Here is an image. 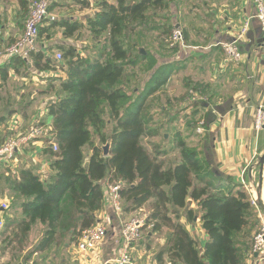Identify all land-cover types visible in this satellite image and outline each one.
I'll list each match as a JSON object with an SVG mask.
<instances>
[{"label":"trees","instance_id":"16d2710c","mask_svg":"<svg viewBox=\"0 0 264 264\" xmlns=\"http://www.w3.org/2000/svg\"><path fill=\"white\" fill-rule=\"evenodd\" d=\"M73 1L81 11L92 7L91 0ZM96 1L97 9L85 20L48 18L40 27L38 50L32 52L31 61L14 57L0 66V87L12 73L54 72L49 75L50 90L58 89L60 94L46 107L52 118L44 138L43 154L50 167L47 178L32 165L24 164L16 173L11 165L0 162V185L7 174V186H0V195L13 193L12 209H20V216L5 218L0 233L6 234V247L14 243L25 247L39 224L44 233L33 252L45 251L67 235L66 245H77L81 232L100 221L106 185L120 183L123 211L138 212L148 205L145 228H150L149 235L168 231L166 248L157 256L160 263L166 254L173 264H246V259L253 257L252 231L261 210L252 203L246 186L224 183L203 152L181 131L175 132L168 150L159 143L149 150L143 142L144 138L159 137L165 127V122H156L154 109L171 65L159 63L147 48L146 38L153 31L160 47L169 44L175 28L162 14L174 0ZM31 2L19 0L21 14L29 11ZM61 5L59 0H51L49 12ZM55 28L62 30L65 39L86 30L91 54H82L73 43L49 44ZM56 51L62 52V60L55 58ZM143 76L147 77L144 86H135ZM209 100L195 102L192 114ZM13 114L7 111L0 122ZM51 138L57 142L56 151L49 143ZM109 139L105 155L103 146ZM86 147L90 150L87 162ZM175 149L179 161L168 164L166 157ZM190 201L197 208L190 207ZM182 210L189 221L200 219L209 238L203 248L180 221Z\"/></svg>","mask_w":264,"mask_h":264},{"label":"crops","instance_id":"0c3cea01","mask_svg":"<svg viewBox=\"0 0 264 264\" xmlns=\"http://www.w3.org/2000/svg\"><path fill=\"white\" fill-rule=\"evenodd\" d=\"M17 8H19L18 14L20 15L19 0H0V47L18 38V32L14 31V20H11L12 18L17 20ZM162 16L163 20L169 18L170 22L174 24V28L180 27L184 32L183 43L174 47L163 43L157 51L158 53L154 52L160 64H171L168 81L172 77L179 76L184 91L186 87L192 85L203 86L209 91L208 98L211 100L208 99L209 104L195 115L192 114L195 110L194 105L192 110L175 112L176 114L169 118H173V121H165V130L173 131L174 134L177 131L183 132L188 141L203 152L212 169L224 183L244 184L253 198H257L260 194L264 199V174L262 187L259 185L261 179L260 158L264 154V127L258 132L254 130L256 110L259 106L264 107V31L256 17L253 0H174ZM247 21L250 24L249 29L238 40L243 52V59L240 62L229 61L225 58L221 43L237 39L243 24ZM151 32L158 40V34ZM11 71L13 72V69ZM186 71L194 73V78L188 79L187 77L184 80L181 75ZM16 75L12 73L11 76ZM53 84L58 87L59 82ZM45 85L38 94L48 97L47 100H51V102L58 100L60 98L58 89L50 90L51 83ZM45 110L47 113L42 118L50 128L52 118L48 115L47 108ZM13 116L12 121L9 122V119L5 122L17 127L20 124L19 114ZM192 117L195 118L192 120L193 123L191 122ZM199 119L205 120L203 134H197L195 131L194 121L197 123ZM1 130L0 126V137L3 135ZM164 135L166 137L168 133H164ZM39 139L33 144L35 149L32 151L25 147L21 149L14 163L19 165L16 168H19L18 171L24 164L32 165L38 173L40 170L44 172L43 178H47L50 174V167L49 160L43 154L46 144ZM19 161L23 163L22 166ZM13 170L18 173L15 168ZM4 196L0 195V218L5 221L8 216H20L19 207L10 212L2 209ZM107 199L109 201V198ZM108 201L98 212L100 222L108 226V234L92 252L83 254L79 252L77 245L73 244L75 252L71 253L70 258H61L56 263L53 259L49 261L46 257L32 260L30 253L26 254L27 247L26 250H22L20 255L16 256L12 254L10 248L6 247L5 240L1 238L0 263L114 264L110 260L118 256L123 247L122 223L139 212L123 211L121 214H117ZM189 206L197 208L194 201H190ZM261 211L259 210L256 215V225L253 228L252 236L259 228L257 226L260 225L261 215H263ZM180 221L203 248L209 238L200 219L196 217L194 221H189L185 210H182ZM156 233H150L148 239L151 240ZM162 244L164 245L161 248L163 250L166 248L167 238ZM161 249L156 251L154 243L146 244L140 240L132 248V264L167 263L169 260L166 254L163 256V263L157 260ZM43 252H34V254ZM262 260L260 256L255 255L246 259V264H264Z\"/></svg>","mask_w":264,"mask_h":264},{"label":"rangeland","instance_id":"374dc122","mask_svg":"<svg viewBox=\"0 0 264 264\" xmlns=\"http://www.w3.org/2000/svg\"><path fill=\"white\" fill-rule=\"evenodd\" d=\"M59 2L62 5L58 6L52 13H50L51 18L53 17L55 19L73 18L74 16V18L76 19L85 20V18L91 15L97 8L96 0H91L90 2L92 4V7L84 11L79 10V5L76 4V2L73 0H59ZM18 10L19 8H17V15H16L18 21L15 20L14 18H12L11 20L12 21L14 20V31L18 32V38H19L24 31L25 19L29 11L22 13L23 15L21 14L19 15ZM52 35H53L52 41L50 42L48 41L49 44L56 43V42L73 43L78 46L82 54H91V49L87 47V45H90L91 38H90V34L86 30H82L81 32H78L71 39H65L62 34L61 29L55 28L53 30ZM155 38L156 36H153L152 32L147 34V38H146L147 45L146 46L149 50L153 52H157L161 48L159 45L160 40L159 39L157 40ZM53 73H46L43 71H34L32 74L31 73L25 74L24 72H22L21 74H18L16 76H10L8 78V81L3 83V86L0 87V118L2 115L7 114V111L12 110L14 111L15 114H19L20 124H18L17 127L16 126L13 127L5 123V121L2 125L0 122V126L2 127L1 131L3 134L2 137H0V141L4 138H7L13 135L21 136L27 133L29 130H31L35 126V124L38 126H43L45 129L44 132L48 131L49 126L46 124V122L44 121L42 117L43 115L47 113L45 109L48 106V104L51 102V100H47L48 97H44L43 94L39 95L38 93L41 88L46 86L45 84L49 83V79L52 78V77H49V75ZM193 75L195 74L192 73L191 71H186V72H183V75L181 76L182 78H184V80H186L187 77L188 79L194 78ZM146 80H147V77L143 76L138 81V83L135 84V86L142 88ZM55 82L58 83V81H55ZM192 82L194 81L192 80ZM181 84H182V81L179 76L172 77L171 80L165 84V87H164L165 90L156 95L157 101H156V107L154 109L156 122L168 121L171 116L176 114L175 112L177 113L183 112V111L185 112L187 109L192 110V106L195 105V102L206 101L209 99L208 98L209 91L206 88L200 85H192V86H189L188 88L186 87L184 91L181 87ZM184 86H185V83H184ZM13 115L9 117L10 119L9 122L13 120V117H14ZM161 130H162V133L157 138H144L143 140L144 145H146V147L149 150H153V146L156 143L161 144V146L166 150L170 149L173 146L172 139L174 136V132L166 131L164 127ZM164 133H168V135H166L165 137ZM39 140L43 141L46 144V141L44 140V138H40ZM34 143L35 142H32L26 145L25 148L32 151L33 149H35L33 147ZM89 152H90L89 148L86 147L85 149L86 162L88 160ZM179 158H180L179 150L175 149L174 152L170 153L166 157V161L169 160L168 162L169 164L170 162L179 160ZM16 159L17 157L12 163H10V165L13 166V168H15L16 171H18L19 168L18 169L16 168L19 165L14 163ZM19 164L21 166L23 165V163L21 162ZM43 174L44 172H41L40 170V175L42 177H43ZM6 177H7V174H4L1 180L2 185L0 186H4V185L7 186ZM14 196L15 195H13V193H7L3 197V202L6 201L8 202L9 207L11 206L10 209L8 210L9 212L13 210L12 202H14ZM141 211L142 210H139L138 212L139 213L144 212L145 216H149L150 207L147 205L143 208V211L142 212ZM258 227L259 226H257V228ZM149 231H150V228L144 229V234L141 240H143L146 244L148 242L151 244L154 243L155 250L159 251L164 246L162 242L164 241V239L167 238L168 231L164 230L161 233L157 232L156 234H154L151 240L148 239ZM43 233H44V229L42 225L39 224L35 226L29 235V240L24 243L25 247L22 246V248H24L25 250L28 248L26 250V254L30 253V257L32 260L43 259L44 257H46L49 261L53 259L54 263H56V262H59L61 258H70L71 253L75 252L74 247L71 243H69L70 245H66V243L69 241V238H70L67 235L63 240L59 241L58 243H55L54 245L49 247L47 250H45L43 253L34 254L33 249H35L38 246L43 236ZM0 236H1L0 238L4 240L6 234L4 233L3 235H1L0 233ZM13 246L15 247L13 248ZM68 246L69 248H66ZM22 248L17 243H14L10 247L12 254L14 255H20L22 253V250H24Z\"/></svg>","mask_w":264,"mask_h":264},{"label":"built area","instance_id":"2783aa9c","mask_svg":"<svg viewBox=\"0 0 264 264\" xmlns=\"http://www.w3.org/2000/svg\"><path fill=\"white\" fill-rule=\"evenodd\" d=\"M256 8V17L259 20L261 27L264 31V0H253ZM51 0H33L30 5L29 13L25 19L24 31L15 42L5 45L0 48V66L5 65L14 57H20L22 59L31 61V54L38 50V38L40 27L43 24H47V20L50 17L49 7ZM51 19H55L54 17ZM249 21L245 22L241 28V31L237 39L224 41L221 43V47L224 51L225 58L232 62H240L243 59V52L239 45V39L242 38L249 29ZM184 42V32L180 27L173 30L169 45L171 47L177 46ZM55 58L62 60L63 54L61 51H56ZM205 120L199 119L196 123V133L203 134L205 132ZM264 127V107L259 106L255 113L254 130L260 131ZM43 126L35 125L31 130L21 136L7 137L0 145V162L2 164L10 165L17 154L26 145L36 142L39 138H45L47 132H44ZM51 147L54 151L58 149L57 142L54 138H51ZM122 184H107L106 185V201L109 198L108 203L112 206L113 210L117 214L123 212L122 198L120 196V190ZM252 203L258 207L256 198L252 199ZM2 209L7 210L9 207L8 202H3ZM148 216L145 214L137 213L128 219L124 220L121 226V238L123 241V247L121 253L112 258L110 261L114 264H132V248L142 239L144 229L146 227ZM5 221L0 218V230L4 228ZM148 228V227H147ZM108 234V226L99 221L97 225L91 228L83 230L80 234L77 242V248L79 252L88 254L98 247ZM253 256L257 255L261 257L264 263V213L261 215V222L258 230L253 236L252 246ZM1 264V263H0ZM164 264H173L168 261Z\"/></svg>","mask_w":264,"mask_h":264},{"label":"water","instance_id":"95a60500","mask_svg":"<svg viewBox=\"0 0 264 264\" xmlns=\"http://www.w3.org/2000/svg\"><path fill=\"white\" fill-rule=\"evenodd\" d=\"M141 51H142L143 53H145V49L142 48ZM110 144H111V142H110V139H109L108 143L105 144V145L103 146V148H104V150H105V152H104L105 155H108V153H109ZM260 165H261V179H260V183H259V185H260V187H262V183H263V174H264V154H263V156L260 158ZM256 199H257V202H258V206H259V207L261 208V210L264 212V199L261 197L260 194H258V196H257Z\"/></svg>","mask_w":264,"mask_h":264}]
</instances>
